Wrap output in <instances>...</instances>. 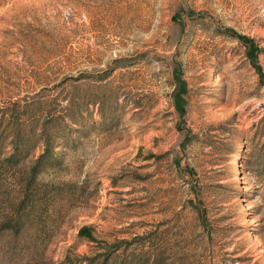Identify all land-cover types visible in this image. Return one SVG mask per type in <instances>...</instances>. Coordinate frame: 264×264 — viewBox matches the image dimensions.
Instances as JSON below:
<instances>
[{"label": "rangeland", "instance_id": "1", "mask_svg": "<svg viewBox=\"0 0 264 264\" xmlns=\"http://www.w3.org/2000/svg\"><path fill=\"white\" fill-rule=\"evenodd\" d=\"M0 264H264V0H0Z\"/></svg>", "mask_w": 264, "mask_h": 264}, {"label": "trees", "instance_id": "2", "mask_svg": "<svg viewBox=\"0 0 264 264\" xmlns=\"http://www.w3.org/2000/svg\"><path fill=\"white\" fill-rule=\"evenodd\" d=\"M174 104H175V107L177 109V111H179L180 113L183 112V103H182V99L179 95H176V97H174ZM81 234L88 237V238H91V234L88 233L87 229L86 228H83L81 230Z\"/></svg>", "mask_w": 264, "mask_h": 264}]
</instances>
